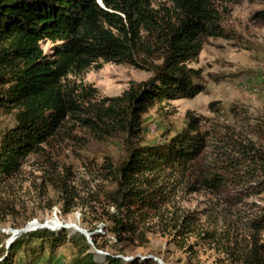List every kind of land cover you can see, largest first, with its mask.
<instances>
[{"label":"rangeland","instance_id":"374dc122","mask_svg":"<svg viewBox=\"0 0 264 264\" xmlns=\"http://www.w3.org/2000/svg\"><path fill=\"white\" fill-rule=\"evenodd\" d=\"M152 7L167 18L175 15L171 0H153ZM210 7L220 32L203 37L202 50L191 63L202 70L203 90L193 98L157 103L143 115L141 144L169 140L187 126L188 112L200 119L207 135L192 171H165L156 180L165 193L161 208L140 221L136 233L118 240L104 215L113 210L109 194L115 188L108 164L127 156V144L120 136L98 139L78 119L67 117L0 186V238L6 248L22 233L40 228L59 233L63 225L95 233L101 251L127 264H160L155 258L166 264H244L251 242L264 243V227L253 223L264 214V0H210ZM54 45L42 43L50 56ZM99 64L70 73L64 81L86 105L121 95L133 82L153 76L128 64ZM15 113L0 109V141L15 127ZM215 173L225 187L205 182ZM185 214L195 217L197 229L181 237L174 225ZM26 227L32 230L17 233ZM65 229L77 236L75 243L53 252L46 247L33 258L31 249L39 241L31 239L27 251L21 248L12 256V264H73L83 233ZM93 249L88 253L107 263L108 255L99 260Z\"/></svg>","mask_w":264,"mask_h":264},{"label":"trees","instance_id":"16d2710c","mask_svg":"<svg viewBox=\"0 0 264 264\" xmlns=\"http://www.w3.org/2000/svg\"><path fill=\"white\" fill-rule=\"evenodd\" d=\"M101 1L0 0V109L16 111L15 127L0 141V186L21 169L28 154L42 149L67 117L78 119L98 139L120 136L127 156L108 164L115 188L109 194L113 210L104 215L115 237L123 240L161 208L165 193L156 185L158 177L165 171H192L206 146L207 135L192 112L187 113V126L166 142L139 140L149 108L193 98L203 90L202 70L191 63L202 50L203 37L219 34V20L210 0H171L175 15L169 18L152 7L153 0ZM47 40L55 43L52 56L42 46ZM100 61L128 64L153 76L133 82L121 95L86 105L64 81L70 73L101 67ZM205 182L226 185L218 173ZM253 223L264 227V214ZM196 227L191 214L174 225L181 237ZM80 237L73 264H101L88 253L87 237ZM31 239L39 241L31 249L37 258L46 247L53 252L66 242L75 243L77 236H69L65 228L59 233L40 228L22 233L9 249L0 238V264H12V256L21 248L27 251ZM92 239L102 249L95 233ZM93 250L99 260L105 258ZM244 252V264H264V243L254 239ZM104 264L127 263L110 254Z\"/></svg>","mask_w":264,"mask_h":264},{"label":"water","instance_id":"95a60500","mask_svg":"<svg viewBox=\"0 0 264 264\" xmlns=\"http://www.w3.org/2000/svg\"><path fill=\"white\" fill-rule=\"evenodd\" d=\"M29 225H31V223H30ZM29 225H28V227H29ZM37 225H38V224H37ZM28 227H26V228H24V229L17 230V233H18V232H24V231L32 230L31 228H28ZM43 227H48V226H47V225H43ZM49 227H50V226H49ZM63 227H64V228H72V227H75L77 231L83 233V234L88 238L89 243H90L91 245H93V247H94V249H95L96 251H98V252H100V253H102V254H105V255H109L108 253H105V252L101 251L100 249H98V248L94 245L93 240H92V236H91V234H90L87 230H85V229H83V228H80V227H78V226H75V225H63ZM155 259H156L158 262H160V264H166V263H165L162 259H160V258H155Z\"/></svg>","mask_w":264,"mask_h":264}]
</instances>
